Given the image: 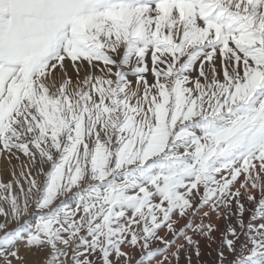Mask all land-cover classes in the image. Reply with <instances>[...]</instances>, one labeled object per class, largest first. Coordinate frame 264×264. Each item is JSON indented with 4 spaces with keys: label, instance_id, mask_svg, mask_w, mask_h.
<instances>
[{
    "label": "snow or ice",
    "instance_id": "1",
    "mask_svg": "<svg viewBox=\"0 0 264 264\" xmlns=\"http://www.w3.org/2000/svg\"><path fill=\"white\" fill-rule=\"evenodd\" d=\"M0 156V264H264V0H0Z\"/></svg>",
    "mask_w": 264,
    "mask_h": 264
},
{
    "label": "rangeland",
    "instance_id": "2",
    "mask_svg": "<svg viewBox=\"0 0 264 264\" xmlns=\"http://www.w3.org/2000/svg\"><path fill=\"white\" fill-rule=\"evenodd\" d=\"M24 157H20V161H17L16 159H12L10 162L6 157L0 156V180H8L10 179V174L13 170H15L17 173L20 170V162L24 161ZM69 204L72 203L71 200L67 201ZM246 207H250L246 204ZM250 213H246L245 215V222H247L248 215ZM27 219L29 223L35 222L34 216H27L23 217L20 221V224H23L24 220ZM214 222H218L221 224V226H224V221L222 218L218 219L217 217L212 218ZM3 222V218L0 217V223ZM18 225L15 222H11L8 225V230H12L17 228ZM216 243H211L208 240L204 238H200V248H201V256L197 258L195 256V252L192 253V264H213L214 258H215V251ZM27 260L28 264H41V261L43 259V254L40 252L35 253H27ZM175 264V261L173 262ZM180 264H187L186 257L182 256L180 260Z\"/></svg>",
    "mask_w": 264,
    "mask_h": 264
}]
</instances>
